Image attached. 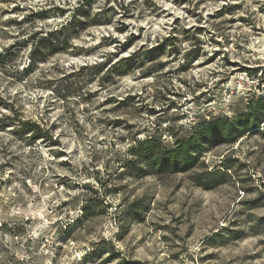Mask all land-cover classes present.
Listing matches in <instances>:
<instances>
[{
  "label": "clouds",
  "instance_id": "clouds-1",
  "mask_svg": "<svg viewBox=\"0 0 264 264\" xmlns=\"http://www.w3.org/2000/svg\"><path fill=\"white\" fill-rule=\"evenodd\" d=\"M17 4L68 11L0 15V264H264V0Z\"/></svg>",
  "mask_w": 264,
  "mask_h": 264
},
{
  "label": "rangeland",
  "instance_id": "rangeland-1",
  "mask_svg": "<svg viewBox=\"0 0 264 264\" xmlns=\"http://www.w3.org/2000/svg\"><path fill=\"white\" fill-rule=\"evenodd\" d=\"M5 2L8 3H12L13 0H6ZM0 3H4V1L0 0ZM233 8H235L236 6L233 5ZM29 11L27 8L25 7H21L19 4H17L14 7L9 8H4L2 10V12H0V15L2 16H7L8 19L7 20H3L2 24L4 28H11V27H16L19 26L20 24L24 23V22H29V21H35L37 19L39 20H46V19H52L54 18L55 14L60 13V14H66L67 13V9H60L59 6L57 5L55 9H33L31 11H29V15L25 16L24 21H19L17 20L15 17L17 14L19 13H23ZM220 14H222V10H218L217 13H209V18H213V17H218ZM171 15V14H169ZM177 20H179V18H177ZM187 31V29H185ZM7 35L9 36V38H11V33H7ZM39 33H35L33 37H30L29 39H33L35 38V36H38ZM43 42V38H41V43ZM217 43H219V41H217ZM27 41H17L15 45H12L10 47H24L26 46ZM54 54H58V53H54ZM238 62L237 61H232L229 60V64L232 66H235ZM252 70V69H249ZM110 99H114V98H110ZM121 104H123L124 102L121 101ZM115 123V122H114ZM223 145H214L213 147H222ZM233 159H236L235 157H233ZM146 177H141V179H144ZM211 189L206 191V194L204 196V198L201 201H197L196 203L193 204V209L196 210V214L199 215L201 213H205V212H209V211H213L214 210V205L212 203V200L210 198V193H211ZM65 203H67V201H65ZM80 226H83V224H81ZM160 227H164V226H160ZM197 231L196 225L190 224L189 226V232L187 233V235L189 236V238H191V236L195 235ZM231 231L233 232V236L231 238V240L225 241V242H220V241H213L209 247H213V248H217V247H221V248H227V245L229 243L232 242V240H236V241H240L242 242L244 239H246V236H243L240 234L238 229H231ZM141 239L143 240V237H141ZM75 241L72 238L71 234H68L64 240V244L65 247H67L70 244H74ZM251 256L255 257L256 259H259L258 255L255 253L250 254ZM203 262H205V264H215L216 261H218L220 259L219 255L216 252H205V254L200 258ZM129 264H144V262L139 261V260H135L132 262H129ZM230 264V262H229Z\"/></svg>",
  "mask_w": 264,
  "mask_h": 264
},
{
  "label": "trees",
  "instance_id": "trees-1",
  "mask_svg": "<svg viewBox=\"0 0 264 264\" xmlns=\"http://www.w3.org/2000/svg\"><path fill=\"white\" fill-rule=\"evenodd\" d=\"M1 1H4V2H5L6 0H1ZM42 44H43L45 47H48V46H49L48 42L45 41L44 39H43Z\"/></svg>",
  "mask_w": 264,
  "mask_h": 264
}]
</instances>
